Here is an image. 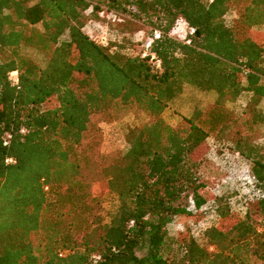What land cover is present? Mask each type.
<instances>
[{
    "label": "trees",
    "instance_id": "trees-1",
    "mask_svg": "<svg viewBox=\"0 0 264 264\" xmlns=\"http://www.w3.org/2000/svg\"><path fill=\"white\" fill-rule=\"evenodd\" d=\"M102 12L158 31L150 51L160 69L141 49L92 40L84 27ZM263 24L264 0H0V264H264V138L253 139L264 127V35L254 31ZM180 26L194 29L189 45ZM185 85L216 100L171 126L162 113ZM244 92L253 108L228 109ZM130 109L148 120L101 169L118 202L104 222L83 140ZM230 129L261 196L243 216L215 197L220 225L202 244L169 235L174 217L207 202L206 141Z\"/></svg>",
    "mask_w": 264,
    "mask_h": 264
},
{
    "label": "rangeland",
    "instance_id": "rangeland-1",
    "mask_svg": "<svg viewBox=\"0 0 264 264\" xmlns=\"http://www.w3.org/2000/svg\"><path fill=\"white\" fill-rule=\"evenodd\" d=\"M227 21H230L229 18ZM255 32L264 35V24L254 28ZM84 32L95 42L108 46L109 43L117 44V49L131 46L135 51L141 49L143 41L149 37V29L138 24H131L120 17H114L111 13L102 12L97 18L87 22ZM176 36L182 39L184 27L180 26ZM116 53L115 50H112ZM24 54L30 56L39 65L43 66V57L32 49H24ZM216 100V94L212 91H200L193 86L185 85L182 93L174 98L162 113L164 121L171 125H177L182 119L191 116L195 110H204ZM227 108L238 113H246L253 108L251 94L244 92L234 102L227 103ZM258 109L264 110V99L256 104ZM148 120V116L137 110L130 109L118 119L110 122H101L98 128L88 133L83 140L85 155L89 160V166L84 175L92 182L91 190L94 196V206L99 217L108 221L118 202L112 193L107 191L101 177V169L111 164L115 159L123 155L128 148V132L137 128ZM236 137V129L228 130L220 140L208 139L205 145V156L209 163L204 170V184L206 192L204 197L207 202L198 210L189 206V215L181 214L173 218L167 226L169 235L177 237L178 233L187 232L202 244V232L211 226H219L220 220L214 212V198L220 195L229 196V204L234 214L243 216L249 202L257 197L254 190L245 180L246 169L251 174L250 165L243 158L232 151ZM264 138V127L258 128L253 139L261 143ZM247 172V173H248ZM182 201V205H186ZM142 251L138 255H144Z\"/></svg>",
    "mask_w": 264,
    "mask_h": 264
},
{
    "label": "built area",
    "instance_id": "built-area-1",
    "mask_svg": "<svg viewBox=\"0 0 264 264\" xmlns=\"http://www.w3.org/2000/svg\"><path fill=\"white\" fill-rule=\"evenodd\" d=\"M193 34H194L193 28H188V29H186V31H184V35H183L182 39L184 40L185 44H187V45L190 44V38L193 36ZM158 39H160V33L158 31H153L151 33V35L149 37H147V39H145V41H143L142 46H141V54H140L142 59L148 60L156 69H160L161 61L154 54H152V52L150 50L152 47V43ZM11 80L15 84L17 83V73L16 72L12 73ZM244 171H246V176L244 179L248 180L249 186H251L252 189L254 190V177L252 176V173L249 174L248 169H246ZM254 193L256 194L257 198L261 196L258 191L254 190ZM191 205H192L191 206L192 209H194L193 204H191ZM214 212H215V208H214Z\"/></svg>",
    "mask_w": 264,
    "mask_h": 264
}]
</instances>
